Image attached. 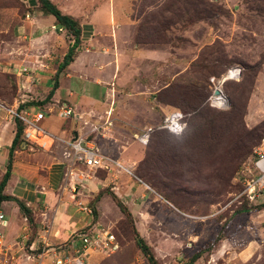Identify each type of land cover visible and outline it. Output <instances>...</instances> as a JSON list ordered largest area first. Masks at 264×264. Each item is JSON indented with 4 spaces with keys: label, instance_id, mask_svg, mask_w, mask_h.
<instances>
[{
    "label": "rangeland",
    "instance_id": "374dc122",
    "mask_svg": "<svg viewBox=\"0 0 264 264\" xmlns=\"http://www.w3.org/2000/svg\"><path fill=\"white\" fill-rule=\"evenodd\" d=\"M50 1L63 15L81 18L99 1L110 2ZM33 2L0 0V131L8 128L9 136L14 119L1 107L19 112L25 106L35 114L59 110L49 105L54 101L39 104L53 87L69 38L62 29L28 20ZM127 6L128 40L113 51L122 64L108 85L113 91L86 108L98 113L92 122H111L96 146L115 159L133 156L124 158L130 164L122 163L131 174L120 171L147 188L132 211L135 229L159 264H188L216 238L194 264H264V194L253 202L236 199L243 173L264 143V0H128ZM233 67L240 77L222 85L227 108L209 107L210 80ZM176 110L186 122L180 136L155 130L146 146L137 142L145 128L159 126ZM45 125L38 127L51 133ZM26 145L17 151L31 152ZM118 212L98 222L116 236L120 249L91 255L87 264H147ZM30 233L26 246L39 238ZM20 236L9 243V252L19 250Z\"/></svg>",
    "mask_w": 264,
    "mask_h": 264
},
{
    "label": "crops",
    "instance_id": "0c3cea01",
    "mask_svg": "<svg viewBox=\"0 0 264 264\" xmlns=\"http://www.w3.org/2000/svg\"><path fill=\"white\" fill-rule=\"evenodd\" d=\"M99 2L98 6L90 10L84 18L70 15L80 24V45L73 62L57 76L58 87L51 97L52 100H49V102L54 101V104L48 103L53 107L70 109L82 121L90 122H92L90 116L94 117L95 113H98L86 107L101 104L103 96L108 97L109 92L113 91V88H108V85H111L116 71L118 76L122 65L114 61L113 51L123 47L128 40L126 27L129 23L124 16L127 15L125 7L128 5V0ZM29 6L34 11L28 20H41L44 25L60 30L52 16L39 11L36 1ZM42 31L38 30L35 33H42ZM57 69L53 72V76ZM20 112L33 113L24 109ZM45 114L46 117L41 122H45L46 128H50L51 133L47 132L48 134L63 142L73 139L79 127L78 120L61 119L57 116V111L49 114L45 112ZM7 129L0 131V177L6 171L9 161L8 151L14 137L9 136ZM26 147L32 151H14L11 157L10 178L4 194L21 201L31 211L33 226L28 224L17 204L4 202L0 213L5 216L8 227L0 229V232L4 235L5 244L14 242L18 235L28 229L29 235H31L30 231H36L39 237L46 236L48 243L52 246L64 245L75 233L86 229L92 223L99 224L98 220L107 216L108 212L119 211L110 194L116 196L125 205L134 219L132 211L139 203L138 199L145 197L147 188L134 177V181L140 185L129 182L131 178L123 176L121 172L131 174L122 166V163L130 164V161L124 158H133V156L117 155L115 159L116 156H107L103 152L120 167L111 166L109 170L90 171L79 166L76 174L68 175V161L62 156L65 149L62 143L57 142L51 150H43L42 153H35L37 151L35 146L26 145ZM78 205L89 206L91 210L95 209L97 221H93V216L80 212ZM35 241L38 242L39 238Z\"/></svg>",
    "mask_w": 264,
    "mask_h": 264
},
{
    "label": "built area",
    "instance_id": "2783aa9c",
    "mask_svg": "<svg viewBox=\"0 0 264 264\" xmlns=\"http://www.w3.org/2000/svg\"><path fill=\"white\" fill-rule=\"evenodd\" d=\"M52 28L54 29V27ZM239 77L240 69L233 67L219 79L212 78L210 80L211 92L207 99L209 107L218 111L225 110L227 101L222 85L228 80L237 81ZM1 108L10 114L11 118L23 124L22 138L28 145L49 151L57 142L62 143L65 147L62 156L68 161V175L76 174L79 166L90 171L97 169L109 170L111 166L120 167L116 162L107 158L95 144L97 137L104 138L106 136V131L109 130L111 125L109 120L103 124L83 121L82 126L79 125L73 139L69 142H63L38 127L39 123L46 117L43 111L35 114ZM57 116L65 120L76 119L79 124L82 121L80 117L75 116L70 109L65 107L59 108ZM185 126V116L176 110L165 115L159 126L145 128L136 137V140L140 145L146 146L150 135L155 130L165 131L173 136H180L184 132ZM89 137L93 138V140L89 141ZM241 188L236 199L242 198L253 202L264 194V143L255 152V158L248 167L247 172L243 173ZM78 209L88 216H93L89 206L78 205ZM7 227V220L0 213V229H6ZM24 231L27 233L26 230ZM25 233H22L20 239L15 243L19 246V250L9 252L12 249V245L5 244L4 235L0 232V250L3 247L5 248L4 253L0 251V255L4 256L0 264H87V260L91 255L111 256L120 249V244L114 234L97 223H92L86 229L75 233L67 243L60 246L50 245L46 236L39 237L38 242L32 241L26 246L29 237Z\"/></svg>",
    "mask_w": 264,
    "mask_h": 264
},
{
    "label": "trees",
    "instance_id": "16d2710c",
    "mask_svg": "<svg viewBox=\"0 0 264 264\" xmlns=\"http://www.w3.org/2000/svg\"><path fill=\"white\" fill-rule=\"evenodd\" d=\"M35 1L38 5L39 11L45 15L52 16L55 19L57 28L64 30L67 34V37L69 38V45H68L67 51H66V53L62 59V62L59 64L57 72L54 76L53 87H52L51 91L49 92L46 100L39 104V105H43L51 99V97L54 94V91L58 87L57 76L73 62L74 56H75L77 49L80 45L81 28H80V24L77 20L73 19L70 16L63 15L50 0H35ZM24 107L25 106H21V107H19V109L23 110ZM33 110L34 109H31V108L28 109V111H33ZM177 111H179L181 113L180 110H177ZM14 130H15L14 131V137H13V140L11 142V146H10L9 151H8V160H9L8 165L6 166L5 173L0 177V209H1L2 204L4 202H14L15 204H17L19 210L25 216V218H26L27 222L30 224V226H33V218H32L31 211L21 201H18L14 198H10L9 196H6L4 194L5 187L7 185L9 178H10L11 157H12L14 151H17V149L21 148V146H23L25 144L23 142V140H21L23 130H24V126L20 121H18L16 119L14 120ZM171 136H173V135H171ZM173 137H178V136H173ZM149 140H150V138H149ZM110 195H111L115 205L118 207V209L120 210V212L124 216L125 221L130 226V229L132 231V241L134 243L135 248L141 253V255L144 257L147 264H159L158 261L156 260L155 256H154L153 251L150 248V246L147 245V243L140 237L139 233L135 229L131 213L120 202V200L117 199L116 196H114L113 194H110ZM92 213H94V215L96 214L94 210H92ZM115 238H116V236H115ZM117 241L119 242L118 239H117ZM218 241H219V238H216L214 240V242L212 244H208V246L204 250H201L198 253L194 254L191 257V259L189 260L188 264H194L195 261L197 259H199L203 253L209 252ZM31 242H32V239L30 240L29 244ZM119 244H120V242H119Z\"/></svg>",
    "mask_w": 264,
    "mask_h": 264
},
{
    "label": "clouds",
    "instance_id": "9594fccd",
    "mask_svg": "<svg viewBox=\"0 0 264 264\" xmlns=\"http://www.w3.org/2000/svg\"><path fill=\"white\" fill-rule=\"evenodd\" d=\"M177 127H179V126H177Z\"/></svg>",
    "mask_w": 264,
    "mask_h": 264
}]
</instances>
